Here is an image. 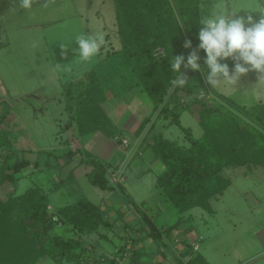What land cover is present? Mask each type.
<instances>
[{
	"label": "trees",
	"instance_id": "obj_1",
	"mask_svg": "<svg viewBox=\"0 0 264 264\" xmlns=\"http://www.w3.org/2000/svg\"><path fill=\"white\" fill-rule=\"evenodd\" d=\"M208 1L113 0L120 48L112 51L109 57L104 56L83 79L68 83L64 89L67 100L74 97V114L70 123L75 125L77 136L92 132L112 136L111 120L102 108L105 101L104 77L99 74L104 62L110 58V62L117 65L119 77H124L126 73L131 79V90H142L152 103L150 115L142 119L135 134L139 136L145 132L151 135V141L142 150L164 168L156 177L154 188L160 199L176 211L179 216L177 223L165 229L158 227L118 183L110 181L105 163L92 156H86L79 162L89 169L85 176L90 185L108 192L117 188L126 196L142 223L137 229H132L133 225L124 227L129 250L125 243L119 252L123 256L129 251L130 263H136L140 257L138 244L142 239L139 233H145L143 238L163 244L162 235H167L183 222L182 215L192 208L199 207L211 213L210 201L220 196L229 185L228 179L222 175L225 168L264 166L262 105L245 108L212 91L205 80L207 67L203 62L206 56L203 50L199 51L201 60L198 61L201 71L186 70L182 65L181 72L188 78L192 74H201L218 102L214 104L201 99L195 90L188 91L191 98L186 102L182 95L184 88L174 89L171 85V80L179 75L171 70V60L177 55L187 58L189 52L197 48L200 43L198 33L202 27L199 22L203 17L202 5ZM185 40L191 41V48L183 47ZM222 63H227L230 70L234 66L230 58ZM192 106L198 107L195 115L202 129L199 138H194L191 130L182 127L179 120L181 112ZM233 110L245 117L247 122L235 116ZM5 118L6 113L0 112V124ZM160 121L165 126H177L188 146L182 147L164 138L157 124ZM38 153L50 154L46 151ZM75 154L77 151L67 150L56 158L58 161L63 157L71 159ZM14 156L11 139L1 128L0 177L4 174L10 178L29 165L38 166L37 159L31 163L24 158V154L12 162ZM45 166L50 167L47 162ZM68 178H73L72 171ZM47 206V196L36 188L5 201L0 200V264H36L42 258H49L56 264H63L64 259L72 264H90L83 237L110 225L100 206L82 196L52 212L47 211ZM61 225L66 226L67 234L54 232ZM129 230L134 237L129 236ZM185 246L183 255L175 259L178 264H207L201 254L191 251L188 243ZM97 263L118 264L115 258L100 259Z\"/></svg>",
	"mask_w": 264,
	"mask_h": 264
},
{
	"label": "rangeland",
	"instance_id": "obj_2",
	"mask_svg": "<svg viewBox=\"0 0 264 264\" xmlns=\"http://www.w3.org/2000/svg\"><path fill=\"white\" fill-rule=\"evenodd\" d=\"M254 2L255 0H227L230 11L239 10L241 5L250 4L254 7ZM44 3L45 0H38L31 9H20L14 23L6 25L3 34L0 31L2 37L0 42L7 43L0 49V103H2L0 112L6 113L0 128H4L11 139V149L15 151L12 162L15 158L20 159L24 154V158L31 163L36 159L38 163L37 167L29 165L10 178L2 174L0 200L5 201L28 189L36 188L47 196V211L52 212L59 207V204H64L68 200L73 202L78 198L76 192L70 193L69 196L72 197H65L68 194V185L96 202L93 194L88 190L95 188L86 182L83 176L77 175L75 179L71 178L66 183L60 180L64 178L61 170L66 172L69 167L60 164L56 158L62 151L66 152L70 147V149L75 147L70 143V138L76 133L75 125L70 123L71 121L66 124L68 111L65 110L67 106L71 119L75 101H73L74 97L67 100L64 94L65 86L94 67L99 58L96 55L89 61H81L72 51L78 48L75 43L76 37L81 34L95 36L103 33L107 37L106 41L110 40L115 49L120 47V43L115 33L113 0H52L47 7L42 6ZM219 3L220 0H215L210 9L212 13L218 10ZM246 14L253 15L254 19L259 18V13L254 14L251 10L241 9L237 13L238 16ZM60 44L69 48L66 59L61 56ZM112 51H115L113 47L103 50L102 58L110 55ZM111 59L104 62L99 74L104 77L102 87L105 90V101L102 103V108L114 119L117 115L125 114L124 109L130 104L128 100L131 92L137 89L131 90L132 82L126 73L124 77H119L117 65L111 63ZM190 80L194 83L184 88L182 92L184 101L189 96L187 94L189 88L195 90L201 99H206L205 82L201 74H192L188 78L191 84ZM222 85L215 89H220V92H231L222 89ZM201 86L203 91L198 90ZM226 87L229 88L227 85ZM208 102L217 103L211 99ZM197 109V106L192 108L191 114ZM144 110L146 108L142 107L139 115L146 114ZM232 113L241 121L247 122L246 118L237 111L233 110ZM191 114L184 112L181 125L190 128L194 138H199L202 129ZM162 134L182 147L188 146L183 133L175 125L165 128ZM80 140L83 145V137ZM85 141L87 147L85 145L83 149L93 151L97 144L95 134L88 135ZM131 143L132 147L129 149L117 146V149L124 156L126 155V160L136 151L134 140ZM39 151L50 154L38 153ZM136 158L140 159L137 156ZM44 162L50 167L46 168ZM222 175L228 179L229 185L220 196L210 201L212 212L199 207L192 208L189 211L191 216L183 220L181 222L183 224L177 225L186 229L192 228L191 232L187 233L186 238L180 237V239L177 233L169 244L165 245L171 263L182 256V249L186 247V243L199 238L200 247L197 253L205 257L207 264H264V166L228 167L222 171ZM130 188L138 193H135L138 201L150 196L145 181L135 183ZM119 198L127 207L128 214L131 213L129 224L139 228L142 223L128 201L123 195ZM168 210L171 219L165 222L171 224L175 222L176 214L172 207H168ZM109 226L101 227L96 232L83 237L89 263L98 264L100 259L115 258L118 264H132L129 251L120 256L119 248L125 243H127L126 249L129 250L124 234L122 232H119L121 236L112 234ZM100 231L105 233L111 231L109 232L111 238H102ZM54 232L65 235L66 226H58ZM62 263L72 264L68 259H64ZM36 264H54V262L49 258H42Z\"/></svg>",
	"mask_w": 264,
	"mask_h": 264
},
{
	"label": "crops",
	"instance_id": "obj_3",
	"mask_svg": "<svg viewBox=\"0 0 264 264\" xmlns=\"http://www.w3.org/2000/svg\"><path fill=\"white\" fill-rule=\"evenodd\" d=\"M214 2L215 0H209L208 2H206V5H202L203 16H208L212 14L210 9H211V6L214 5ZM257 3H264V0H255V2L253 3L254 7L256 6ZM20 9L21 8L19 7V0H0V31L2 32V34L4 33L6 25L14 23L15 16H17V13L20 11ZM252 13L256 14V12H252ZM114 26H115V21H114ZM115 33H116V27H115ZM1 38L2 37L0 35V39ZM106 39L107 37L105 36V41ZM5 42H0V49H2V47H5L7 45V43ZM110 47H113L114 50H118L120 48L119 47L118 49H115L111 41L107 40L105 43V46L101 47L100 52L97 55L99 57L98 62L103 57L101 52L103 50L109 49ZM92 68L86 71L77 80L83 79L85 74L88 73ZM77 80H74L72 82H75ZM190 82L191 84L189 83V86H192L194 82L192 80H190ZM257 83H258V74L255 71H250L247 74L243 75L235 86H232V87L228 86L229 88H227L226 85L224 84L222 85L221 87L222 89L230 90L231 92H220L219 91L220 89L216 90L215 87H211V86L210 87L212 91L228 98L229 100L233 101L235 104L239 106L248 108V107H251L257 104L262 105V109L264 112V95H259L256 93L255 85ZM204 85L206 88V91H205L206 100L208 101L209 99H211V100H215L218 102V99H216L214 95L212 94V92L209 91V89L207 88V85L205 83ZM189 90H193V89L189 88ZM198 90L203 91V87L201 86ZM130 96L131 97L128 100L130 104L124 109L125 110L124 115L123 114L117 115L116 118L113 119L112 116H109L108 114V117L111 120V123L113 126V129L111 131L112 136H107L100 132H92V133L85 134L82 136H77V134L75 133V135L70 138L71 139L70 143L73 146H75L74 147L75 149L74 148L70 149L71 147L69 146L70 148L67 150H70L72 152L77 151V154H75L71 159L63 157L59 160L60 164L63 163V166L66 165V167H69L68 170H66V172L61 170V174L64 175V178H60V180L65 181V183L67 182V180L69 181L71 179V178H68L69 173L72 171L74 179L77 177V175H79V176H83L86 182H88L85 174L87 171H89V169L79 164V162L82 160V158H85L86 156H92L95 159L100 160L101 162L105 163L108 166V173L114 175V177L116 178L114 181L110 178V181L113 184L118 183L123 188L124 193L128 197H130L136 203V205H138L139 209L145 210L146 213L149 215V217L155 222V224L158 227H163L165 229L177 223L179 216L176 214V211H175V214H176L175 222L171 224H168L165 222L166 220L169 221L171 219V216H170L171 214L169 215V210H168L169 206L166 205L160 199L157 191L154 188L155 179L159 174L163 172L164 168L158 161H155L152 157H150L148 154H146L142 150V148L151 141L150 133L144 132L139 136H136L135 134V131L139 123L142 121V119L150 115L152 111V103L150 99L148 98V96L146 95V93L139 89L132 91ZM189 98H191V96H188L185 99L186 102L189 100ZM142 107L146 108V110H144L146 114H144L143 116L139 115V110H141ZM194 107L195 106H192L189 109L181 112L180 118H179L180 124H181V117L184 114V112L187 111L190 115L193 112L192 108ZM65 108H66L65 110L68 111L67 123H66L68 124L70 121L69 109H67V106ZM191 115H193V119L197 121L195 113ZM157 124H158V127L161 128L160 130L162 132L165 128L169 127V126H165L164 125L165 123L162 121L158 122ZM65 125L63 126L64 129H65ZM90 134H95L96 136L97 144H96V147L93 148L94 149L93 151H88V149H85V150L83 149L85 145L87 147L85 140L87 136ZM81 137H83V143H84L83 145L81 144V140H80ZM122 140H126L128 145L124 146L122 144ZM133 140H134V143L136 144V151L133 153V155H130L131 157L129 156L126 160L125 159L126 155L124 156V154L117 149V146L119 147L123 146L125 149H129V147H132L131 141ZM64 152L65 151H62L61 154H63ZM136 156L139 157L140 159L138 160ZM45 163L46 162H44V166H45ZM45 167L48 168V166H45ZM143 181H145V186L150 192V196L146 199H142L141 201H138L136 198V194L138 193L134 192L130 187H133L135 183H141ZM92 187L95 188V190H98V191H95L91 188L88 189L90 193L93 194L94 198L96 199V202L89 200L86 196H84L83 194H80L79 191L77 192L76 189H72L70 185L67 186L68 194L67 196L65 195V197H68V198L72 197V196H69L70 193L76 192V195H77L76 197L82 196L86 198L87 200H89L90 202H92L93 204L99 205L105 214L106 220L110 224L108 228L112 229L111 230L112 234L113 233L115 235L119 234L121 236L119 232H122V234H124L125 239H126L127 236L124 231V227L127 226L129 228L131 226L129 224V216L131 215V213L128 214L129 211L127 207L124 205V203L119 198L120 195L124 196V194L119 192L117 188H115L113 191L108 192V191H102L94 186ZM124 198L127 201L126 196H124ZM70 202L71 201L68 200V202L66 201L64 202V204H67ZM64 204H59V206L64 205ZM190 216L191 215L189 214V211L185 213L184 215H182L184 220L189 218ZM137 228L138 227L135 225L132 226V229H137ZM176 228L173 229L171 232H169L167 235L166 234L162 235L163 244L158 243V242L154 243L147 238H143L145 235L143 236L139 233L138 235L142 239L141 242L138 244L140 257L136 263H132V264H178L176 260H174L173 263H171V260H169L170 258L169 252L167 248L165 247V245L166 244L168 245L169 242L172 240V238L177 235V233H178L177 236H179V239L180 237L186 238L185 236L188 235L187 233L191 232L192 228L186 229L185 227L182 228L179 226L178 227L176 226ZM111 231L109 232L111 233ZM109 232L105 233L103 231H100L99 234L102 238H106V237L111 238L109 235ZM127 233L129 234L130 237H134V233L131 232L130 230L127 231ZM182 240H179V242ZM179 246L181 245L179 244ZM184 251H185V248L183 247L182 255ZM206 263H207V260H206ZM54 264L56 263L54 262Z\"/></svg>",
	"mask_w": 264,
	"mask_h": 264
},
{
	"label": "clouds",
	"instance_id": "obj_4",
	"mask_svg": "<svg viewBox=\"0 0 264 264\" xmlns=\"http://www.w3.org/2000/svg\"><path fill=\"white\" fill-rule=\"evenodd\" d=\"M50 2L52 0H45L42 6L47 7ZM34 3H38V0H19V7L31 9ZM217 9L211 15L200 18L202 27L198 33L200 43L197 48L192 49L187 58L184 55L172 58L171 70L179 75L171 80V85L174 89L189 85L188 77L181 72V66L186 70L200 72L199 51L203 50L206 53L203 62L207 67L205 80L211 87L221 84L235 86L243 75L255 71L258 74L255 91L264 95V3H257L255 7L250 4L241 5L239 10L230 11L227 0H220ZM241 9L259 13V18L254 19L251 14L238 16ZM75 43L78 48L72 51L81 61H89L99 54L106 41L103 33L95 36L81 34L76 37ZM59 47L61 56L66 59L68 46L60 44ZM183 47L191 48V41L185 40ZM229 58L234 62L231 70L227 63H222Z\"/></svg>",
	"mask_w": 264,
	"mask_h": 264
},
{
	"label": "built area",
	"instance_id": "obj_5",
	"mask_svg": "<svg viewBox=\"0 0 264 264\" xmlns=\"http://www.w3.org/2000/svg\"><path fill=\"white\" fill-rule=\"evenodd\" d=\"M122 144L124 146H127V141L126 140H122ZM110 178L114 181L116 178L114 177V175L110 174ZM190 249L193 253H197L199 251V238H194L193 240H191L189 243Z\"/></svg>",
	"mask_w": 264,
	"mask_h": 264
}]
</instances>
